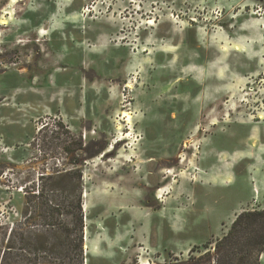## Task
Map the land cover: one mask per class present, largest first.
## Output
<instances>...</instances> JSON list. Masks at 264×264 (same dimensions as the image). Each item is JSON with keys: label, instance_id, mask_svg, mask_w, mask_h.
I'll list each match as a JSON object with an SVG mask.
<instances>
[{"label": "rangeland", "instance_id": "rangeland-1", "mask_svg": "<svg viewBox=\"0 0 264 264\" xmlns=\"http://www.w3.org/2000/svg\"><path fill=\"white\" fill-rule=\"evenodd\" d=\"M76 171L86 264H216L237 215L264 210V0H0V262L11 238L29 264L35 232L62 264L30 217Z\"/></svg>", "mask_w": 264, "mask_h": 264}, {"label": "trees", "instance_id": "trees-1", "mask_svg": "<svg viewBox=\"0 0 264 264\" xmlns=\"http://www.w3.org/2000/svg\"><path fill=\"white\" fill-rule=\"evenodd\" d=\"M57 178L59 179L51 184L50 190L60 194L47 196L44 188L38 190L39 195L34 197L42 198V201L35 202L34 207H39L40 214L31 215L30 220L40 217V225L46 231L57 228L62 264H85L82 174L80 171L60 173ZM69 185L72 187L69 188ZM33 201L34 199L29 203H34ZM29 238L28 241L27 237L22 238L26 243L21 250L30 255L26 256L27 259L23 257V260H27L29 264H48V257L43 253L49 251V237L31 232ZM13 248L10 238L8 246L3 250L0 264H10V252ZM215 249L216 264H260L264 252V210H245L238 214L228 233L217 241Z\"/></svg>", "mask_w": 264, "mask_h": 264}, {"label": "crops", "instance_id": "crops-1", "mask_svg": "<svg viewBox=\"0 0 264 264\" xmlns=\"http://www.w3.org/2000/svg\"><path fill=\"white\" fill-rule=\"evenodd\" d=\"M215 176H216L215 179H218L220 181V183H222L221 181H222L223 177L222 176H218L217 177V175H215ZM86 193L87 192L84 193V196L85 197H86ZM221 209H222V207H221ZM83 210H84V214H85V240L88 241V217H86V213L85 212L87 210H85L84 203H83ZM190 211H191L190 208H188V210H186L183 213H177L176 214L175 212L172 211V214H173L174 218H173V221H172V223L170 225L168 224L169 223L168 219L163 220L164 221V225L165 226L168 225V227H169L168 230H169V234L170 235H173V236L176 237V236L182 234L184 232V230H186V228H187L186 226H187L188 223H190V220H191V217H192ZM215 213H217V211ZM215 213L214 214H209L207 217H202V216H200V217L207 218L209 220V218L211 217V215H216ZM220 217L221 216H219L217 219H219ZM217 219H215V220H217ZM86 236H87V238H86ZM86 244L89 246V249H90V245L88 243H85L84 244V246H85V253L88 255V253L86 251V246H87ZM90 252H91V249H90ZM263 256H264V252L262 253V257ZM86 260L88 261V258H86Z\"/></svg>", "mask_w": 264, "mask_h": 264}, {"label": "bare ground", "instance_id": "bare-ground-1", "mask_svg": "<svg viewBox=\"0 0 264 264\" xmlns=\"http://www.w3.org/2000/svg\"><path fill=\"white\" fill-rule=\"evenodd\" d=\"M12 1L15 2L16 0H12ZM148 22L150 24H154L155 23L154 19H150ZM1 23L2 24L6 23V20H2ZM126 86L129 87V88H131V89L133 88V85L130 82L127 83ZM123 115H124V117H126L127 120H129V122L132 121L133 116H132L131 112H129V111L126 110V111H124ZM255 191H259V188H256ZM84 207H85V210H86V205L85 204H84Z\"/></svg>", "mask_w": 264, "mask_h": 264}, {"label": "water", "instance_id": "water-1", "mask_svg": "<svg viewBox=\"0 0 264 264\" xmlns=\"http://www.w3.org/2000/svg\"><path fill=\"white\" fill-rule=\"evenodd\" d=\"M86 261H87V260L85 259V264H86Z\"/></svg>", "mask_w": 264, "mask_h": 264}]
</instances>
